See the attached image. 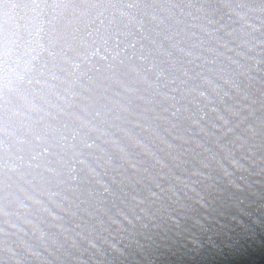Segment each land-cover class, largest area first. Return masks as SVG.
<instances>
[{"label":"clouds","instance_id":"clouds-1","mask_svg":"<svg viewBox=\"0 0 264 264\" xmlns=\"http://www.w3.org/2000/svg\"><path fill=\"white\" fill-rule=\"evenodd\" d=\"M258 232L264 0H0V264H200Z\"/></svg>","mask_w":264,"mask_h":264},{"label":"water","instance_id":"water-1","mask_svg":"<svg viewBox=\"0 0 264 264\" xmlns=\"http://www.w3.org/2000/svg\"><path fill=\"white\" fill-rule=\"evenodd\" d=\"M264 255V233H257L249 241L241 239L226 247L217 248L215 251H207L198 257L200 264H246L247 261L259 259ZM196 260L197 257H190Z\"/></svg>","mask_w":264,"mask_h":264}]
</instances>
